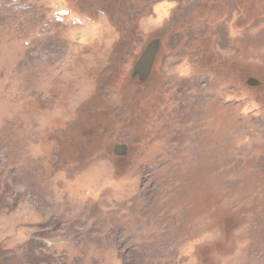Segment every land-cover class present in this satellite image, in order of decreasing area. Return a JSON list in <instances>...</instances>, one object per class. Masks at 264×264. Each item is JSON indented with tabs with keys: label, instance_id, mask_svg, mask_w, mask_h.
<instances>
[{
	"label": "rangeland",
	"instance_id": "1",
	"mask_svg": "<svg viewBox=\"0 0 264 264\" xmlns=\"http://www.w3.org/2000/svg\"><path fill=\"white\" fill-rule=\"evenodd\" d=\"M0 264H264V0H0Z\"/></svg>",
	"mask_w": 264,
	"mask_h": 264
},
{
	"label": "water",
	"instance_id": "2",
	"mask_svg": "<svg viewBox=\"0 0 264 264\" xmlns=\"http://www.w3.org/2000/svg\"><path fill=\"white\" fill-rule=\"evenodd\" d=\"M160 50L159 41L152 42L147 50L145 51L144 55L141 57L140 61L137 63L135 67V76H138L141 81H146L154 67L155 61L157 59L158 53ZM253 84H260L257 80H253ZM126 147L120 146L118 147V151L120 153H125Z\"/></svg>",
	"mask_w": 264,
	"mask_h": 264
}]
</instances>
